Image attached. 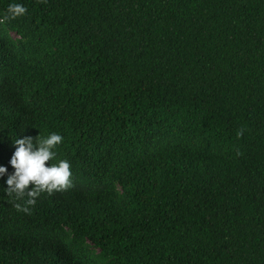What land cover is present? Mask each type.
<instances>
[{"label":"trees","instance_id":"obj_1","mask_svg":"<svg viewBox=\"0 0 264 264\" xmlns=\"http://www.w3.org/2000/svg\"><path fill=\"white\" fill-rule=\"evenodd\" d=\"M50 133L0 264H264V0H0V165Z\"/></svg>","mask_w":264,"mask_h":264},{"label":"clouds","instance_id":"obj_2","mask_svg":"<svg viewBox=\"0 0 264 264\" xmlns=\"http://www.w3.org/2000/svg\"><path fill=\"white\" fill-rule=\"evenodd\" d=\"M27 9L21 4H12L9 12L12 17L23 15ZM33 137L17 138L14 142L8 165L13 169L0 165V178H4L3 188L6 195L15 200H24V205L16 204L22 211H29L41 193L51 195L54 191H65L71 187V165L66 160L57 164L49 162L55 158L57 145L63 142V136L50 133L47 137L34 142ZM6 177V178H5Z\"/></svg>","mask_w":264,"mask_h":264}]
</instances>
